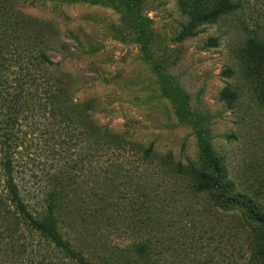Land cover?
Returning a JSON list of instances; mask_svg holds the SVG:
<instances>
[{
	"label": "rangeland",
	"instance_id": "rangeland-1",
	"mask_svg": "<svg viewBox=\"0 0 264 264\" xmlns=\"http://www.w3.org/2000/svg\"><path fill=\"white\" fill-rule=\"evenodd\" d=\"M199 1L12 3L21 14L49 25L50 60L67 76L73 101L83 103L99 125L141 146L151 145L157 156L168 154L182 165H200L198 142L207 139L235 191L264 211V98L240 57L250 37L264 42V0H230L239 6L181 40L188 22L183 8ZM213 1L205 0L199 10L206 11ZM225 88L232 92L230 103L223 99ZM32 137L17 167V181L36 214L43 207L61 145L47 148ZM75 152L71 148L67 153L74 159ZM78 165L71 186L76 190L68 197L74 212L85 209L86 216L85 190L96 184L94 192L99 191L103 174L99 165L90 174L91 168ZM122 196L117 195L118 207L108 221L104 215L97 219L98 233L110 250L126 256L137 216L130 196ZM154 213L147 230L156 233L150 252L156 264H264L253 251L255 232L242 224L238 213L216 208L206 195L165 200ZM14 223L21 235L13 242ZM38 247V237L30 235L14 207L0 206V264H33ZM106 257L112 254L106 252Z\"/></svg>",
	"mask_w": 264,
	"mask_h": 264
},
{
	"label": "trees",
	"instance_id": "trees-1",
	"mask_svg": "<svg viewBox=\"0 0 264 264\" xmlns=\"http://www.w3.org/2000/svg\"><path fill=\"white\" fill-rule=\"evenodd\" d=\"M202 2L184 6L188 22L179 39L194 35L199 25L239 6L230 0H215L200 11ZM49 29L47 23L15 10L12 0H0V206L12 205L30 235L38 237L33 264H156L150 257L156 233L147 230L149 219L159 203L186 194L206 195L216 208L238 213L242 224L255 232L253 251L264 262V211L235 191L209 141L198 142L200 165H182L168 154L157 156L151 145L141 146L99 125L83 103L73 101L67 76L50 60ZM241 51L246 75L264 98V42L250 37ZM232 97L230 88H225L223 99L230 103ZM32 136L47 148L61 145L43 207L36 214L29 210L17 181V167ZM71 148L76 151L74 159L67 153ZM79 163L91 168L89 174L99 165L103 174L99 191L94 192L96 184L85 190L86 216L85 209L74 212L68 197L76 190L71 186ZM119 193L123 198L130 196L137 216L135 239L126 256L114 254L98 233L101 221L97 215L108 221L107 216L118 207ZM14 226L10 230L13 242L21 235Z\"/></svg>",
	"mask_w": 264,
	"mask_h": 264
}]
</instances>
